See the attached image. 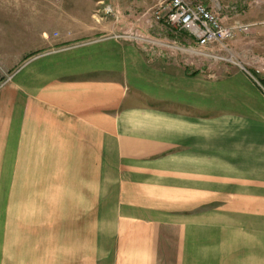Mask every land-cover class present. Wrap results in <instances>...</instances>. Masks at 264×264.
I'll return each instance as SVG.
<instances>
[{
  "label": "crops",
  "instance_id": "1",
  "mask_svg": "<svg viewBox=\"0 0 264 264\" xmlns=\"http://www.w3.org/2000/svg\"><path fill=\"white\" fill-rule=\"evenodd\" d=\"M45 14L0 0V32L34 39L0 52V200L53 191L55 224L89 223L56 231L53 264H264V66L191 75L109 25L52 38Z\"/></svg>",
  "mask_w": 264,
  "mask_h": 264
},
{
  "label": "rangeland",
  "instance_id": "2",
  "mask_svg": "<svg viewBox=\"0 0 264 264\" xmlns=\"http://www.w3.org/2000/svg\"><path fill=\"white\" fill-rule=\"evenodd\" d=\"M29 1L30 7H45V29L52 38H58L60 33H71L77 36L73 41L86 40L90 38V31L99 28L103 34L107 31L105 26L109 25V29L119 28L120 39L138 44L147 58L160 59L170 67L184 64L191 75H224L227 71L238 68L254 73V69L264 66V0H188L209 4V8L218 13L226 26L235 24L246 28L235 29L233 38L225 42L226 50L218 45L206 49L198 48L186 33L170 30L164 24L159 11V0ZM105 7H110L111 13L105 14ZM7 18L8 21L12 20V17ZM3 19L5 20V17L0 16V27L6 26L7 22H1ZM36 23L31 22V28H36ZM21 25H10L19 30V35L9 32L12 36L6 37V32H0V38L16 37L17 42L26 43V46H0L4 61L8 63H16L32 48L34 39L24 36ZM2 68L0 64V75L5 77L6 73ZM205 70L206 73L203 72ZM5 80H10V76ZM29 193V201L17 198L12 201L6 197L5 192L1 193L0 264H7L9 258H13V264H53L56 231L71 230L80 233L87 228L89 231V223L84 221L72 223L71 227L68 223H54L56 215L68 209L55 207V192ZM23 202L30 204L22 205ZM99 217V211L95 208V219ZM94 225L92 237L94 244H98L101 242L98 231L102 228L101 224L96 222ZM81 236L83 235H79ZM81 240L85 239L79 238V241Z\"/></svg>",
  "mask_w": 264,
  "mask_h": 264
},
{
  "label": "built area",
  "instance_id": "3",
  "mask_svg": "<svg viewBox=\"0 0 264 264\" xmlns=\"http://www.w3.org/2000/svg\"><path fill=\"white\" fill-rule=\"evenodd\" d=\"M158 8L164 24L174 32H184L194 40L198 48L206 49L218 45L226 50L225 42L234 36L235 29L242 26H226L218 13L200 2L188 0H159ZM110 7L104 13H111Z\"/></svg>",
  "mask_w": 264,
  "mask_h": 264
}]
</instances>
